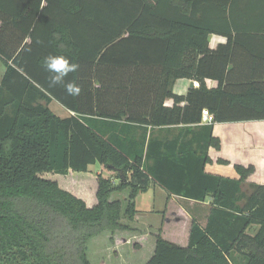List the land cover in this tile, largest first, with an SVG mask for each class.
<instances>
[{
    "label": "trees",
    "instance_id": "trees-1",
    "mask_svg": "<svg viewBox=\"0 0 264 264\" xmlns=\"http://www.w3.org/2000/svg\"><path fill=\"white\" fill-rule=\"evenodd\" d=\"M210 34L226 42L210 49ZM49 55L78 66L56 86L43 63ZM0 59V264H91L86 239L128 230L122 216L134 218L136 196L153 182L169 194L210 198V209L204 227L191 222L185 247L155 234L145 264H236L233 254L264 264V185L241 189L253 167L235 166L239 179L207 174L204 150L197 156L179 138L162 142L147 130L198 124L203 109L211 124L264 119V0H0ZM179 78L199 87L177 95ZM69 84L78 95L67 93ZM52 100L73 114L57 116ZM211 124L205 150L220 143ZM95 163L119 184L97 175L92 207L41 177ZM126 187L122 215L109 197Z\"/></svg>",
    "mask_w": 264,
    "mask_h": 264
},
{
    "label": "crops",
    "instance_id": "crops-1",
    "mask_svg": "<svg viewBox=\"0 0 264 264\" xmlns=\"http://www.w3.org/2000/svg\"><path fill=\"white\" fill-rule=\"evenodd\" d=\"M225 42L226 38L222 35L210 34L208 36V47L210 49H215L219 44H224ZM2 73L3 65L0 78ZM193 81L198 82L197 80L188 78L176 79L172 85V91L177 95H186L189 89L197 88L193 85ZM205 84L208 88H214L216 87L217 83L214 80L205 79ZM172 104V99L165 100L166 106H172ZM65 110V115L59 117L63 118L69 116L70 114H73L66 108ZM211 123L206 122L204 118H202L201 122H199L198 124L172 125L155 128L148 127L147 130L148 135L153 134V136L157 140L162 142L166 140H174V138H179V142L183 143V148L185 150L196 149L198 151V153L196 154L197 156H202L203 153L201 152V150H204L206 156L208 157V161L206 160V162L204 163L203 169L207 174L230 179H239L240 176L236 171L235 166H241L243 168H248L250 166L253 167V172L250 173L247 178L241 183V189L245 193H249L248 184L254 183L264 185V119L236 122H219L213 124ZM210 124L212 127L211 135L218 138L220 140V143L218 148L209 145L205 150V130L206 127ZM199 134L202 135V139L200 138ZM177 148L179 147L176 146L175 150ZM172 151V149H155V152L160 153L161 155L169 154L172 156L174 155L170 154L172 153ZM70 171L71 170H69V172ZM107 174H112V172H109ZM79 177L83 179L82 176ZM80 178H72V182L75 184H66V182H64V184L58 185L60 186V188L81 198L88 207H92L97 203V180L94 194L95 196L93 197L91 193H86V191H82L79 189L78 183L82 184L84 181V179L82 180ZM111 181L112 184L115 185L116 178L113 177ZM128 194L124 198L125 201L128 197ZM141 195L145 198L143 202H141V205H143L142 208H138L136 206V202ZM109 200L120 201L119 198ZM134 202L135 208L138 210V212L144 211L142 215H140L144 217L143 222L141 219V223L148 222L147 225H151L152 222L150 221L149 217L161 216L160 213L165 209L166 215H173L174 218L168 217L166 215H164V217L162 218L161 221L163 222L160 226L161 235L169 242L183 247L188 244L191 222L195 219L202 227H204L206 225L207 215L210 209V198L204 201H196L175 194H169L162 186H160L156 182L151 183L146 191L140 192L136 196ZM257 227V225H252L248 229L249 233H254ZM157 233L158 232L153 233L150 230H145L144 233L142 232V234H139V236H137L136 238L137 240H141V243H139V245L137 244L138 249L144 247L142 242L143 240L147 242L150 235L154 236ZM126 239L128 238L118 237L117 241L126 243ZM151 247L152 255L155 248V237L154 240H152Z\"/></svg>",
    "mask_w": 264,
    "mask_h": 264
},
{
    "label": "rangeland",
    "instance_id": "rangeland-1",
    "mask_svg": "<svg viewBox=\"0 0 264 264\" xmlns=\"http://www.w3.org/2000/svg\"><path fill=\"white\" fill-rule=\"evenodd\" d=\"M2 65L3 64L0 59V74L2 71ZM49 107L54 114L58 116L65 115V108L57 101L53 100L50 103ZM131 134L134 139L139 140L142 136V131L140 129L134 128L131 130ZM109 172H112V174H107ZM97 175L109 178L110 180L114 177L116 178L114 186L119 184V179L117 178L118 174L114 171L108 170L107 168H105L104 165L99 163L89 165L88 171L86 172L70 171L65 175L54 174L52 172H45L41 174V177L55 180L58 182L59 185H62L64 184V182H66V184H75L72 182V178H80L79 176H82L84 181L82 184L78 183L79 189L82 191H86V193H91L94 197L96 189L95 178L97 177ZM128 193L129 187H126L121 191H114L109 197V199H120L122 215L124 207L126 206V201L124 200V198L127 196ZM144 198L145 197H143L142 195L138 198L136 202V206L138 208H142L143 205H141V202H143ZM143 212L144 211L138 212L137 210L132 220H128L126 217L122 216L121 223L129 225L128 230L117 229L113 232L110 230H103L100 233H97L87 238L84 244L86 257L89 262L91 264H145V262L151 256L152 253L151 243L152 240H154V236L149 234L150 236L147 242L142 239L144 247L140 249H138V245L139 243H141V240H137L136 238L137 236H139V234H142V232L144 233L145 230H150L153 233H161L160 226L163 222L161 220L164 215H166V209L160 213L161 216L149 217L150 221L152 222L151 225H147L148 222L141 223V219L143 222L144 217L140 215H142ZM166 216L174 218V216L171 214H167ZM135 217L137 221L135 220ZM60 230H63V225L59 226L58 232H60ZM118 237H125L128 239H126V243H122L121 241H117ZM233 259L236 264H243V259L241 256L233 254Z\"/></svg>",
    "mask_w": 264,
    "mask_h": 264
},
{
    "label": "clouds",
    "instance_id": "clouds-1",
    "mask_svg": "<svg viewBox=\"0 0 264 264\" xmlns=\"http://www.w3.org/2000/svg\"><path fill=\"white\" fill-rule=\"evenodd\" d=\"M44 67L51 75L49 77L50 86H56L63 82L64 77L69 73L76 70V64H72L62 56L49 55L44 59ZM69 95H78L80 89L78 86L69 84L66 87Z\"/></svg>",
    "mask_w": 264,
    "mask_h": 264
},
{
    "label": "built area",
    "instance_id": "built-area-1",
    "mask_svg": "<svg viewBox=\"0 0 264 264\" xmlns=\"http://www.w3.org/2000/svg\"><path fill=\"white\" fill-rule=\"evenodd\" d=\"M193 85L195 87H199V83L198 82H194L193 81ZM201 116L208 123H211L213 121V119H212L213 117H212L211 113H209L206 109H203L202 110Z\"/></svg>",
    "mask_w": 264,
    "mask_h": 264
},
{
    "label": "water",
    "instance_id": "water-1",
    "mask_svg": "<svg viewBox=\"0 0 264 264\" xmlns=\"http://www.w3.org/2000/svg\"><path fill=\"white\" fill-rule=\"evenodd\" d=\"M191 87H192V85H191Z\"/></svg>",
    "mask_w": 264,
    "mask_h": 264
}]
</instances>
